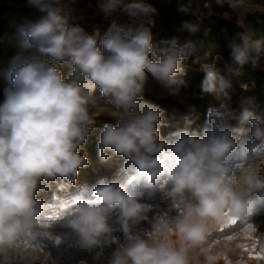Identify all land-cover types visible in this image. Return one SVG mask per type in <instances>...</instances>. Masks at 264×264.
I'll return each instance as SVG.
<instances>
[{
	"label": "clouds",
	"instance_id": "obj_1",
	"mask_svg": "<svg viewBox=\"0 0 264 264\" xmlns=\"http://www.w3.org/2000/svg\"><path fill=\"white\" fill-rule=\"evenodd\" d=\"M242 2L216 0L231 10ZM29 3L41 15L18 28L26 54L9 68L0 103L2 264H10L8 254L21 240L35 239L38 229L55 223L72 230L85 250L117 243L113 233L122 231L127 243L114 251L110 264H190L188 253L195 248L204 254L205 264H218L222 254L205 247L213 231L228 218L249 222L264 206V178L255 170L257 162H264V118L247 107L237 113L222 103L208 109L202 135L180 130L172 133L173 142L162 139V109L144 94L158 85L167 95L181 97L188 88L182 79L184 61L195 55L196 44H180L176 37L162 41L164 47L154 44L146 25L154 26L156 9L145 0H102L98 10L106 19L122 13L137 23L124 27L112 19L102 37L71 23L75 0ZM193 5L194 0H187L178 7L197 17L182 24L190 34L202 28L200 10ZM222 17L231 15L226 11ZM229 47L227 75L215 64H200L203 93L227 95L229 77L247 64L258 67L264 58V39L252 30L236 33ZM57 65L70 68L66 78ZM98 113L116 118L117 124L95 127ZM93 135L102 161L110 159L109 150L125 158V168L134 165V174L125 182L101 180L91 198L84 189L70 203L62 202L59 211L42 215L48 205L36 198L38 192L50 190L58 179L60 191L76 184L79 170L89 164L79 150ZM242 136L251 139L238 147ZM233 158L235 167L229 164ZM157 197L171 199L178 215L172 226L156 229L163 239L149 241L134 235L131 227L148 218ZM53 199L61 201L55 194Z\"/></svg>",
	"mask_w": 264,
	"mask_h": 264
},
{
	"label": "rangeland",
	"instance_id": "obj_2",
	"mask_svg": "<svg viewBox=\"0 0 264 264\" xmlns=\"http://www.w3.org/2000/svg\"><path fill=\"white\" fill-rule=\"evenodd\" d=\"M164 1L145 0V3L152 5L158 11ZM198 1L199 10L211 9L210 2L212 1V5L220 12L219 16L222 17V13L227 11L231 15V18L227 20H236L240 26L243 25V20L246 17L264 14V0H243L242 3H238L234 10L229 9L227 4L224 7L217 6L216 0ZM100 2L102 0H75L72 5L75 10L74 19L71 23L79 25L89 35L99 32L100 37L106 33L112 19H116L121 26L136 27L137 23L122 13L106 19L103 13L98 10ZM125 2H131V0H125ZM40 15L38 9L30 5L29 0H0V103L3 102L4 89L8 86L6 74L9 68L17 57L26 54V50L22 47L18 28L27 20H35ZM210 15H214V13L212 12ZM57 67L63 72L65 78L71 71L66 65H57ZM184 67L185 74L182 79L187 82L188 88L182 89L181 97L167 95L158 85L150 86L152 91H146L144 94V99L147 102L161 100V103L158 104L162 109V123L159 126L162 139L173 142L176 137L172 136V133L180 130H188L202 135L208 109L210 107L219 108L222 103L228 104L237 113L247 107L253 110L256 115L264 118V98L255 92L254 82L251 79L240 81L237 85L241 91H248V95L244 96L245 102L243 104L237 103L241 95L237 92L238 89L232 85L226 90L227 95L209 93L208 105H205L202 110L196 108L189 92L191 83L197 81V77L194 75L196 69L189 66ZM196 72L201 73L202 69H198ZM261 72L264 74V58H262ZM95 95H100L98 88L95 90ZM172 102L181 105L188 115L181 116L184 113L172 107L170 105ZM98 115L95 125L97 128H102L105 123L117 124V122L111 123L109 121L116 119L110 115L100 113ZM244 127L247 128L250 125L246 124ZM244 138L245 140L251 139L250 136H244ZM238 147L243 146L238 145ZM79 151L81 155L87 156L88 166L79 170L76 184L70 185L67 190H58L57 185L61 182L58 179L51 184L50 190L38 192L36 198L45 201L48 205L42 215H51L59 211L62 202L70 203L71 198L84 189H87L84 193L86 197L91 198V189L101 180L125 182L128 176L134 174V165L125 168V158L115 155L109 150L106 152L110 159L101 160L98 154L97 135L90 136L87 144ZM237 163L235 158L229 161L232 167H235ZM255 170L264 178V162H257ZM63 182L67 183V181ZM54 194L61 197V201L54 200ZM152 203L154 207L146 214L148 218L133 225L131 231L134 235L139 234L143 239L159 241L163 239V235L156 229L172 226V218L178 215V212L171 199L161 201L157 197ZM250 223H252L251 227H249ZM113 235L118 238L117 243L85 250L78 246L79 238L72 230L60 223H55L48 229H38L35 239L21 240L18 247L8 254L10 264H110L114 251L127 243V238L119 229ZM57 238H59L58 243ZM209 246L213 253L222 254V259L218 261V264H264V259L256 258L257 255L264 256V206L260 207L257 214L253 215L249 222L238 220L230 222L229 218L226 219L222 228L218 226L210 235L205 247ZM98 253L100 254L99 258H96ZM188 255L190 264H205L204 254L199 248L190 249ZM0 264H2V258H0Z\"/></svg>",
	"mask_w": 264,
	"mask_h": 264
},
{
	"label": "trees",
	"instance_id": "obj_3",
	"mask_svg": "<svg viewBox=\"0 0 264 264\" xmlns=\"http://www.w3.org/2000/svg\"><path fill=\"white\" fill-rule=\"evenodd\" d=\"M186 2L187 0H165L153 16L154 26L146 25L151 28L153 43L158 47H164L161 42L170 40L173 37L178 38L180 44L188 40L196 44L197 51L195 55L184 61V66L193 67L198 70L201 69L200 64H215L222 75H227L226 68L231 64L229 42L235 37L236 33L252 30L256 38L264 39V14L248 16L243 20V25L240 26L236 20L229 21L219 16L220 12L212 5V1L210 2L211 9L200 10L202 20L201 31L190 34L186 30H182V24L185 21L196 22L197 17L178 11L179 4ZM198 3V0H194L193 6L199 7ZM212 12L214 15H210ZM204 29H210L207 35H205ZM196 57L198 58V63L196 62ZM261 64L262 58L258 67H253L251 64L245 65L238 75L229 77L232 85L238 89L237 85L240 81L251 79L254 82L255 92H258V95L264 98V74L261 72ZM196 70H194V75H196L197 81L191 83L189 92L195 107L202 110L209 103V93H203L201 89L205 73L203 71L197 73ZM237 92L241 95L237 103L243 104L245 102L244 96L248 95V91L243 92L238 89ZM149 103L159 108L161 107L158 104L161 103V100H152ZM170 105L182 111L184 114L181 116L188 115L181 105L174 102L170 103ZM109 121L111 123L117 122L116 119H110ZM230 123L234 127L237 126L236 121H231ZM245 142L244 136L237 139V143L240 146H244Z\"/></svg>",
	"mask_w": 264,
	"mask_h": 264
},
{
	"label": "snow or ice",
	"instance_id": "obj_4",
	"mask_svg": "<svg viewBox=\"0 0 264 264\" xmlns=\"http://www.w3.org/2000/svg\"><path fill=\"white\" fill-rule=\"evenodd\" d=\"M229 220H230V222H235V220H233V219H231V218H229ZM256 258H257V259H264V256H262V255H257Z\"/></svg>",
	"mask_w": 264,
	"mask_h": 264
}]
</instances>
